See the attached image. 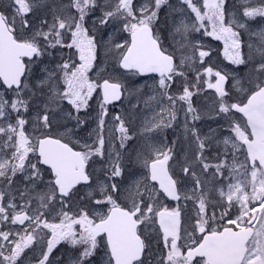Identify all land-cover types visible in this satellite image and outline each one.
<instances>
[{
	"label": "snow or ice",
	"instance_id": "snow-or-ice-1",
	"mask_svg": "<svg viewBox=\"0 0 264 264\" xmlns=\"http://www.w3.org/2000/svg\"><path fill=\"white\" fill-rule=\"evenodd\" d=\"M0 264H264V0H0Z\"/></svg>",
	"mask_w": 264,
	"mask_h": 264
},
{
	"label": "rangeland",
	"instance_id": "rangeland-1",
	"mask_svg": "<svg viewBox=\"0 0 264 264\" xmlns=\"http://www.w3.org/2000/svg\"><path fill=\"white\" fill-rule=\"evenodd\" d=\"M86 134V133H85Z\"/></svg>",
	"mask_w": 264,
	"mask_h": 264
}]
</instances>
